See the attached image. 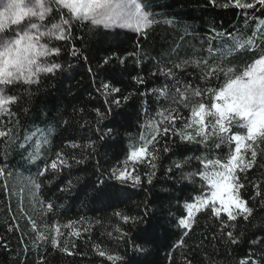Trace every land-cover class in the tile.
Wrapping results in <instances>:
<instances>
[{
	"label": "trees",
	"instance_id": "trees-1",
	"mask_svg": "<svg viewBox=\"0 0 264 264\" xmlns=\"http://www.w3.org/2000/svg\"><path fill=\"white\" fill-rule=\"evenodd\" d=\"M144 2L154 5L148 10L156 21L144 34L75 24L71 40L52 42L61 48L60 56L52 59L63 70L42 74L38 84L19 86L10 93L20 99L11 108L13 115L0 116V130H13V138L0 137V169L4 170L0 175V264H240L249 250L252 259L264 264V243H251L264 238V144L254 145V162L251 149L242 150L245 160L253 163L242 175V195L253 209L247 221L227 222L226 216L197 213L191 228L178 224L194 195L193 183L183 176L201 165L195 159L180 168L176 165L188 157L220 155L219 149L209 154L204 145L170 137L168 151L163 150L164 141L156 144L155 168L149 163L150 155L132 164L133 175L142 178L140 184L108 178L112 169L126 165L130 152L144 143L142 137L151 138V124L163 123L158 112L179 108L185 116L189 114L154 89L167 85L174 92L182 84L201 89L218 86L198 80L200 68L193 63L173 67L174 77L163 72L176 63L215 56L217 49L230 46L229 33L243 38L247 48L229 55V66L251 63L252 53L258 55L264 48V24L258 23L264 21V9L259 5L254 11L237 9L232 0ZM52 17V23L59 22L57 13ZM114 98L121 101L119 105L112 103ZM179 99L177 94L175 100ZM203 102L208 103L209 97ZM73 142L79 147L73 148ZM214 142L209 141V147ZM221 147L227 151L226 145ZM34 151L40 156L35 161L30 158ZM148 152H153L151 145ZM57 153L71 166L49 170L40 178L41 188L35 190L30 181L36 177L37 165L50 163ZM47 203L53 204L52 212ZM123 216L143 220L125 222ZM29 218L37 222V231ZM69 222L80 230L79 237L70 235ZM56 224L62 233L59 246L51 244ZM227 231L239 242L229 243ZM40 232L45 239H38ZM97 245L121 259L99 256Z\"/></svg>",
	"mask_w": 264,
	"mask_h": 264
},
{
	"label": "snow or ice",
	"instance_id": "snow-or-ice-1",
	"mask_svg": "<svg viewBox=\"0 0 264 264\" xmlns=\"http://www.w3.org/2000/svg\"><path fill=\"white\" fill-rule=\"evenodd\" d=\"M257 5L264 9V0L251 2L232 0V6L237 9L254 11ZM223 6L229 7L228 4ZM153 7V4L145 3L144 0H3V3H0V116L13 115L11 108L20 97L10 94L12 90L19 86L30 87L38 84L42 74H54L57 70H63V65L52 59L61 54V48L54 46L52 42L67 43L71 40L75 24L87 23L93 28L104 29L119 27L144 34L156 22L155 14L148 10ZM53 12L60 17L57 23H52ZM258 23L264 24V21ZM228 35L231 37L230 46L217 49L215 56L176 63L163 72L165 76L174 77L173 67L180 69L182 65L193 63L200 68L198 80L203 79L206 83L217 82L218 86L201 89L198 86L182 84L183 91L181 87H175L174 92L170 91L167 85H164L162 90L154 89L153 91H160L165 98H171L174 103L181 105L189 114L185 116L179 108L164 110L167 111L166 116L164 111L158 112V115L164 117L163 123H152L151 138L145 140L142 137L144 143L128 157L132 161H142V158L150 155L149 163L155 168L154 161L158 158L156 144L164 141L163 150L168 151L167 141L170 137H178L180 141L188 144L204 145L209 154L215 149L220 150V155L188 157L176 165L178 168L183 167L192 159L199 161L201 165L199 169L183 176L194 185L192 189L194 195L189 198L191 202L185 204L186 216L178 220V224L184 229L192 227L197 213H210L217 218L226 216L227 222H236L240 218L247 221L253 213V209L248 206V201L242 195V189L245 187L242 175L253 166L252 162L257 156L254 145L257 142L264 144V48L259 50L258 55L256 52L252 53L251 63L243 67H231L227 57L247 51V48L243 38L237 39L231 33ZM72 52L73 55L76 54L74 44ZM209 52L211 54V47ZM104 63L107 64L108 59H105ZM140 83L144 84L145 81L141 79ZM104 87L107 88L108 85ZM113 91L119 92V89ZM177 94L180 97L178 102L175 100ZM206 96L209 97L208 103L203 102ZM124 100L126 101L127 97H124ZM120 102L115 98L112 101L116 105ZM95 111L99 114V109ZM178 124L180 127H177ZM0 137L13 138V130H0ZM27 139L28 137H25V140ZM209 141H215L212 147H209ZM149 145L153 148L152 153L148 152ZM222 145L227 146V151L221 147ZM71 146L79 147L74 142ZM91 146L92 144L89 145ZM246 149H251L252 162L246 161L242 155V150ZM30 158L34 161L40 159L39 152L30 153ZM72 159L75 163H82L75 160V157ZM65 165L71 166L62 153H57L56 159L50 163L44 162L43 167L37 165L36 177L30 181L33 188L37 191L41 188L40 178L46 172L58 170ZM3 174L4 170L0 169V175ZM108 178L120 184H127L130 181L133 184L142 182L141 176L133 175L126 168L112 169ZM147 182L149 184L152 182L150 175L147 176ZM100 183L103 184V181ZM46 207L49 212L53 211L52 203H47ZM29 219L33 231H37V222ZM130 219L134 223L143 220L142 217L123 216L125 222ZM228 226L233 227V224L229 223ZM48 227L45 224L44 230L47 231ZM66 227L73 228L72 222ZM52 231L54 237L51 244L59 246V237L62 235L60 226L54 225ZM80 234V230L75 228L70 233L75 237H79ZM224 235L231 244L239 242L232 231H227ZM38 239H45L43 232H40ZM257 242L264 243V238L251 243ZM96 247L99 256H106L109 261L121 259L119 256L99 250L98 245ZM64 250L68 251L67 248ZM252 256L249 250V255L241 258L240 264H258ZM261 259H264V253L261 254Z\"/></svg>",
	"mask_w": 264,
	"mask_h": 264
},
{
	"label": "rangeland",
	"instance_id": "rangeland-1",
	"mask_svg": "<svg viewBox=\"0 0 264 264\" xmlns=\"http://www.w3.org/2000/svg\"><path fill=\"white\" fill-rule=\"evenodd\" d=\"M0 3H3V0H0ZM117 28H119V27H117ZM112 29H115V28H112ZM127 30H132V29H127ZM134 31V30H133ZM135 150V149H134ZM133 151V150H132ZM131 151V152H132ZM131 152H130V154H131ZM130 154H129V156H130ZM135 162H137V161H132V160H129L128 159V161H127V163H126V165L121 169V170H123V169H127L128 170V172H130V173H132L133 174V170H132V164L133 163H135ZM196 215V214H195Z\"/></svg>",
	"mask_w": 264,
	"mask_h": 264
}]
</instances>
